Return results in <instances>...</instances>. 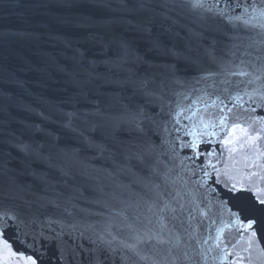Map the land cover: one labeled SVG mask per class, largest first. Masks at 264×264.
<instances>
[{
    "label": "water",
    "instance_id": "water-1",
    "mask_svg": "<svg viewBox=\"0 0 264 264\" xmlns=\"http://www.w3.org/2000/svg\"><path fill=\"white\" fill-rule=\"evenodd\" d=\"M0 264H264V0H0Z\"/></svg>",
    "mask_w": 264,
    "mask_h": 264
}]
</instances>
